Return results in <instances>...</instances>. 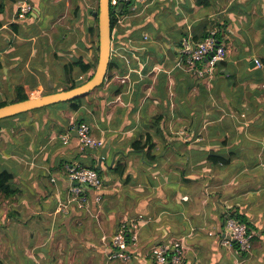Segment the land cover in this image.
<instances>
[{
    "label": "crops",
    "instance_id": "obj_1",
    "mask_svg": "<svg viewBox=\"0 0 264 264\" xmlns=\"http://www.w3.org/2000/svg\"><path fill=\"white\" fill-rule=\"evenodd\" d=\"M24 1L33 11L20 19ZM208 1L136 2L128 14L116 6L118 64L78 110L62 102L0 120V172L17 191L0 192V264H159L156 247L176 239L184 264H264V0ZM92 2L0 0V103L89 75L73 64L92 61ZM135 22L141 36L125 32ZM208 31L227 49L209 85L179 64L182 37ZM83 122L102 148H83ZM137 142L153 144L150 155ZM106 145L103 185L84 187L89 206L79 209L68 168L97 167ZM238 215L252 228L249 254L224 242V219ZM124 224L126 258L110 260L108 241Z\"/></svg>",
    "mask_w": 264,
    "mask_h": 264
},
{
    "label": "built area",
    "instance_id": "obj_2",
    "mask_svg": "<svg viewBox=\"0 0 264 264\" xmlns=\"http://www.w3.org/2000/svg\"><path fill=\"white\" fill-rule=\"evenodd\" d=\"M129 1L131 4L136 2H146L150 0H111V6H118L120 2ZM33 11V6L28 1L20 3L19 18L23 19ZM180 51L183 67L192 78L200 80L209 85L216 73L217 63L224 60L227 56L226 47L218 40L216 31H211L206 38L199 42L192 37L185 35L180 42ZM256 63L261 66L259 59ZM81 144L84 149H100L104 146V140L95 137L90 125L86 122L80 123L77 130ZM67 141V136H65ZM68 178L72 182V192L70 201L74 202L79 209H87L89 198L84 193L83 185L89 188H100L103 179L98 171L91 167H83L78 164L69 166ZM78 183V184H76ZM134 226V222H131ZM127 225H123L108 241L110 252L108 259L126 258L124 251L130 238L126 234ZM224 242L230 246H235L243 254H249L252 250L253 233L248 225L239 222L232 216H227L223 222ZM135 240L138 236H133ZM185 247L181 240H172L159 244L155 250V259L159 264H184Z\"/></svg>",
    "mask_w": 264,
    "mask_h": 264
},
{
    "label": "water",
    "instance_id": "obj_3",
    "mask_svg": "<svg viewBox=\"0 0 264 264\" xmlns=\"http://www.w3.org/2000/svg\"><path fill=\"white\" fill-rule=\"evenodd\" d=\"M126 4L130 5L131 3L126 1ZM111 7V0H98V11L94 14L95 18L98 20V60L93 76L83 84L71 89L37 97H31L27 100L16 101L2 105L0 106V120L31 110L39 109L44 106L70 101L90 93L104 82L109 70L112 51ZM79 124L80 123L76 125V133L79 128ZM108 150L109 145H106L102 151L101 158H99L97 169L102 170V163L107 157ZM114 162L115 158L113 159L111 166L114 164ZM83 187L87 186L83 185Z\"/></svg>",
    "mask_w": 264,
    "mask_h": 264
},
{
    "label": "trees",
    "instance_id": "obj_4",
    "mask_svg": "<svg viewBox=\"0 0 264 264\" xmlns=\"http://www.w3.org/2000/svg\"><path fill=\"white\" fill-rule=\"evenodd\" d=\"M198 3H201V4H206L208 5L209 1L208 0H198ZM123 7V13L124 14H128L131 12V9H130V6L127 5L125 2H120L119 3V6ZM1 8H3V5L1 4L0 5ZM112 12H111V17H112V21H111V24H112V28L115 27L116 23H117V18L115 16V6L113 5L112 7ZM137 25V23H133V24H129L127 25V27L125 28V32L127 31H130L131 30V33L132 35H138V36H141V32L139 33L136 29H134V27ZM88 32L92 35L93 37V40H91V43H92V46H93V49L95 50L96 52V57H97V53H98V40H99V34H98V20L97 18H93L92 20V25L91 27L88 29ZM211 31H208L204 34V36L202 38H195L194 41L196 42H199L201 41L202 39L206 38V36H208V34L210 33ZM216 36L219 40L220 38V33L216 32ZM221 39V38H220ZM97 43V45H96ZM91 46V47H92ZM97 58L95 60L92 59L91 60H88L84 55H80L78 58H77V61L73 64L74 66L78 67L80 70H81V73L83 74H89L87 76V79L86 80H83V81H80V82H77V81H74L67 89H71V88H74L76 86H79L81 84H83L84 82H86L87 80H89L94 72H95V69H96V65H97ZM118 63H116L115 60H111L110 62V65H109V70L112 69L113 67H115ZM108 70V71H109ZM19 93L20 95L18 96L17 100L18 101H22V100H27L28 98H31L30 97V94L29 93H26L24 89H21L19 88ZM84 98H85V95L83 96H80V97H77L75 99H72L70 101H65V103L69 104L70 107L73 109V110H78L80 108V106L82 105V103L84 102ZM62 103V102H61ZM2 105H5V102L3 103H0V106ZM78 121H83V120H78ZM136 150H144V149H147L148 150V154L150 155V152L152 150V147H154L153 144H151L149 146V148L147 147V143H144L142 144L141 142H137L134 144L133 146ZM153 160H155L157 158V155H153L151 157ZM210 161L213 162L214 164H228L229 163V160L225 159L224 157L222 156H219V157H211L210 158ZM88 167H91V168H94L98 171V173L100 174L101 176V170L97 169L96 165L93 163V165L91 166H88ZM124 170H125V166L123 164H121V162H117L116 164V167H115V170L114 172L116 171L118 174L120 175H123L124 173ZM13 180V174L7 170H4V171H1L0 172V192L2 194H5L6 197H12L17 191L13 190L11 188V181ZM235 217L239 222H244L248 225L250 231H251V225L250 223L241 215H238V216H233Z\"/></svg>",
    "mask_w": 264,
    "mask_h": 264
},
{
    "label": "rangeland",
    "instance_id": "obj_5",
    "mask_svg": "<svg viewBox=\"0 0 264 264\" xmlns=\"http://www.w3.org/2000/svg\"><path fill=\"white\" fill-rule=\"evenodd\" d=\"M130 5H133V4H130ZM129 5V6H130ZM91 8H92V10L94 11V14L98 11V0H93V2H92V4H91ZM94 18H95V16H94ZM60 19V18H59ZM59 22L61 23V22H63L62 21V19H60L59 20ZM90 39L91 40H93V37H92V35H90ZM96 45H97V43H96ZM93 54H92V59L93 60H95L96 58L98 59V55H97V57L95 56L96 55V52H95V50L93 49V52H92ZM98 54V53H97ZM87 79V77L84 79V80H86ZM19 123V122H18ZM102 177V176H101Z\"/></svg>",
    "mask_w": 264,
    "mask_h": 264
}]
</instances>
